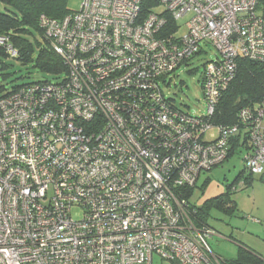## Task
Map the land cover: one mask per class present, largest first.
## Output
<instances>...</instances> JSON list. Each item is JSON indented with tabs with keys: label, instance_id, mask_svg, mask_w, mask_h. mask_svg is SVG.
<instances>
[{
	"label": "built area",
	"instance_id": "built-area-1",
	"mask_svg": "<svg viewBox=\"0 0 264 264\" xmlns=\"http://www.w3.org/2000/svg\"><path fill=\"white\" fill-rule=\"evenodd\" d=\"M159 1L147 15L143 0L40 15L69 72L0 100V264H220L208 245L215 228L191 222L180 188L245 136V169L263 173L264 100L238 108L233 123L216 118L236 60L264 63V4ZM168 15L178 28L165 34ZM202 44L219 55L204 64L206 110L195 115L161 84Z\"/></svg>",
	"mask_w": 264,
	"mask_h": 264
},
{
	"label": "rangeland",
	"instance_id": "rangeland-1",
	"mask_svg": "<svg viewBox=\"0 0 264 264\" xmlns=\"http://www.w3.org/2000/svg\"><path fill=\"white\" fill-rule=\"evenodd\" d=\"M84 0H68V7L77 11L81 8ZM0 1V11L4 10ZM158 10H163L162 6ZM260 13V11H258ZM188 18L179 20L183 25ZM185 31L182 27L181 33ZM30 39L43 41L39 33L32 32ZM34 44V45H35ZM205 52L192 57L188 62L178 67L174 73L168 75L171 84H161L166 97L175 100L177 107L184 112L199 115L204 114L206 102L202 80L204 64L206 61L215 59L219 51L213 45L202 44ZM37 48V46L35 45ZM8 66L2 71L8 75H0L1 83L11 87L12 84H22L44 78L51 81L62 80L65 74H59L58 78H51V75L41 73L33 63L23 64L20 60L12 57L3 58ZM1 67V66H0ZM217 129L211 128L205 136L209 139L215 138ZM242 153H236L227 158L223 163L213 167L209 171H202L194 194L191 196V203L196 207L210 205L208 222L215 228L217 235L208 238V245L212 253L220 258H230L237 254L242 245H246L264 257V168L262 174H254L252 182L245 186L241 182L249 176L245 169ZM245 169L244 176L238 181V174ZM232 185V188L229 187ZM227 193L235 204L234 209L229 211L227 207L220 208L211 203L212 197ZM81 209H74L73 216L81 218ZM159 262V261H158ZM157 262V264H159Z\"/></svg>",
	"mask_w": 264,
	"mask_h": 264
},
{
	"label": "trees",
	"instance_id": "trees-1",
	"mask_svg": "<svg viewBox=\"0 0 264 264\" xmlns=\"http://www.w3.org/2000/svg\"><path fill=\"white\" fill-rule=\"evenodd\" d=\"M4 6V10L0 11V36L6 38L3 44H0V55L3 58L12 57L20 60L21 63H33L41 73L51 75V78H58L59 74H65L66 79L69 69L68 65L52 44V40L45 34L44 29L40 25L41 14H46L54 19H61L68 13L72 12L68 7V0H0ZM159 0H143L141 3V11L143 14L149 13L155 7L160 5ZM264 4V0H261ZM167 14V13H166ZM168 24L164 26L166 33L177 30L178 23L168 15ZM39 33L43 41H36V44L30 39L32 32ZM37 48L35 47V45ZM9 46L16 51L15 54L9 50ZM201 49L198 54L205 52ZM237 71L235 78L229 85V89L224 94L219 110L222 112L221 116H217V122L233 123L237 121L236 111L245 105L254 104L264 100V63L250 60L247 57L240 56L237 60ZM0 75L6 77V73L2 70L8 66L5 61H1ZM62 80L51 81V79L44 78L36 81H31L22 84H12L11 87L1 83L0 80V100L8 98L17 91L23 88L31 87L35 84H54L60 83ZM170 85V84H169ZM172 99V98H171ZM236 141V140H235ZM239 141V140H238ZM243 144L235 142L232 146L231 152L228 156L231 157L236 153H244L246 149H250L249 140L247 136L244 137ZM241 147V148H240ZM227 159V158H226ZM245 169L238 174V181L244 176ZM254 174L249 173L243 183L248 185L252 182ZM264 179V178H263ZM196 186L182 187V197L188 202V210L191 222L197 226L212 227L208 220V212L210 205L204 207H196L191 203V196L194 194ZM232 188V185H229ZM211 203L223 208L227 207L232 211L235 204L227 195V193L212 197ZM214 228V227H212ZM217 256V255H216ZM220 264H264V257L261 256L254 249L242 245L236 255L230 258L217 257ZM217 264V263H213Z\"/></svg>",
	"mask_w": 264,
	"mask_h": 264
}]
</instances>
